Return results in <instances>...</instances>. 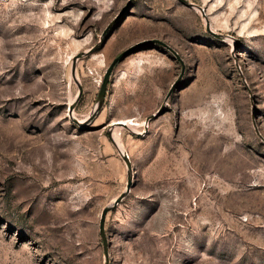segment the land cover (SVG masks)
<instances>
[{"label": "rangeland", "instance_id": "1", "mask_svg": "<svg viewBox=\"0 0 264 264\" xmlns=\"http://www.w3.org/2000/svg\"><path fill=\"white\" fill-rule=\"evenodd\" d=\"M184 1L0 0V264H264V0Z\"/></svg>", "mask_w": 264, "mask_h": 264}, {"label": "water", "instance_id": "2", "mask_svg": "<svg viewBox=\"0 0 264 264\" xmlns=\"http://www.w3.org/2000/svg\"><path fill=\"white\" fill-rule=\"evenodd\" d=\"M183 3H186L184 0H181ZM190 6H193L192 4L186 3ZM207 29L214 35H216L217 37H220L219 35L213 33L210 30L209 25H207ZM162 44L160 41L157 40H151V41H145L143 43H141L140 45H148V44ZM131 52V49L125 51L124 53H122L121 55H119L117 58L114 59V61L112 62V64L109 66V68L107 69L102 85H101V89L100 92L98 94V101H99V107L101 108L105 102L106 99V94H107V90H108V85L111 79V75L116 67V65L122 61L125 57H127V55H129V53ZM176 54V53H175ZM177 55V54H176ZM184 73V72H183ZM183 73L180 75L179 79L176 81V83H174V85L172 86V89H170L168 95H167V99H169V97L171 96V94L173 93V91L176 88V85L181 81L182 77H183ZM80 96V95H79ZM74 109V106H72L70 108V112L72 113ZM157 115H154L153 117L149 118L148 121H151L154 117H156ZM119 125H123V126H127L126 124H120ZM256 129V133L257 135L260 137V139L264 142V137L262 136V134L260 133L259 129L257 128V126H255ZM123 156L125 157V161L128 165L130 174H129V178H128V184H127V189L126 192L121 195L115 202H114V206L119 205L123 199L130 193L132 185H133V174L131 172L132 170V165L131 162L129 160V157L122 152ZM113 206V207H114ZM111 207L105 208L102 212V216H101V221H100V233H101V237L103 239V243H104V248H105V258H106V264L109 263V253H108V239H107V234H106V229H105V222H106V217L108 212L110 211Z\"/></svg>", "mask_w": 264, "mask_h": 264}, {"label": "bare ground", "instance_id": "3", "mask_svg": "<svg viewBox=\"0 0 264 264\" xmlns=\"http://www.w3.org/2000/svg\"><path fill=\"white\" fill-rule=\"evenodd\" d=\"M198 11H199V12H201V11L203 12V10H201V9H198ZM202 12H201V13H202ZM202 14H203V13H202ZM117 123H118V122H117ZM119 123H120V124H126V125H128V126H130V127H131V126L133 127V126L136 125V124L134 123V121H125V120H124V121H121V122H119ZM119 126H120V125H119ZM119 126H117L116 129H118ZM119 132H120V131H119ZM114 139H115V142H116L117 145H121L120 142L118 141V139L116 138V136H114Z\"/></svg>", "mask_w": 264, "mask_h": 264}]
</instances>
